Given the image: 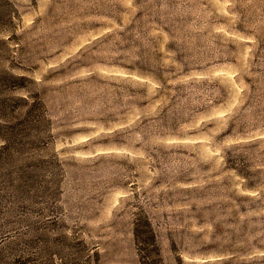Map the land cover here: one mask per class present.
I'll use <instances>...</instances> for the list:
<instances>
[{
  "label": "rangeland",
  "instance_id": "1",
  "mask_svg": "<svg viewBox=\"0 0 264 264\" xmlns=\"http://www.w3.org/2000/svg\"><path fill=\"white\" fill-rule=\"evenodd\" d=\"M0 264H264V0H0Z\"/></svg>",
  "mask_w": 264,
  "mask_h": 264
},
{
  "label": "trees",
  "instance_id": "2",
  "mask_svg": "<svg viewBox=\"0 0 264 264\" xmlns=\"http://www.w3.org/2000/svg\"><path fill=\"white\" fill-rule=\"evenodd\" d=\"M136 233H137V229H136Z\"/></svg>",
  "mask_w": 264,
  "mask_h": 264
}]
</instances>
